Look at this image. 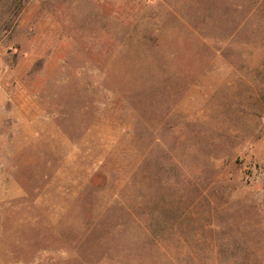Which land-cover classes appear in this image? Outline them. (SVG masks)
I'll return each mask as SVG.
<instances>
[{
	"label": "rangeland",
	"instance_id": "1",
	"mask_svg": "<svg viewBox=\"0 0 264 264\" xmlns=\"http://www.w3.org/2000/svg\"><path fill=\"white\" fill-rule=\"evenodd\" d=\"M0 264H264V0H0Z\"/></svg>",
	"mask_w": 264,
	"mask_h": 264
}]
</instances>
